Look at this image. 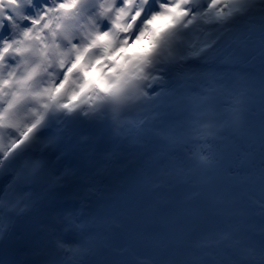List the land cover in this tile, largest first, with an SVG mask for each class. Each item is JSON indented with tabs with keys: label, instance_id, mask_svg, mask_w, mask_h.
<instances>
[{
	"label": "snow or ice",
	"instance_id": "1",
	"mask_svg": "<svg viewBox=\"0 0 264 264\" xmlns=\"http://www.w3.org/2000/svg\"><path fill=\"white\" fill-rule=\"evenodd\" d=\"M159 20L169 23L152 27ZM251 21L264 57V0H0V240L35 207L27 193L45 174L56 186L69 180L71 170L53 171V157L61 159L58 145L75 126L114 142L148 132L169 144L191 143L188 164H172L174 172L165 175L210 167L205 145L222 130L244 126L247 97L242 81L229 80L212 65L225 45L253 39L252 31L238 27ZM145 39L147 50L127 54ZM261 150L254 202L264 214V129ZM105 171L102 166L95 175ZM144 182L153 190L171 183L164 175L145 176ZM98 191L88 185L86 199ZM68 232L72 240L53 234L50 241L59 264H84L93 239L71 219ZM222 245L233 254L230 264H264V240L256 245L243 233L220 230L179 240L189 254L211 255ZM133 264L153 261L134 255Z\"/></svg>",
	"mask_w": 264,
	"mask_h": 264
},
{
	"label": "bare ground",
	"instance_id": "2",
	"mask_svg": "<svg viewBox=\"0 0 264 264\" xmlns=\"http://www.w3.org/2000/svg\"><path fill=\"white\" fill-rule=\"evenodd\" d=\"M255 23L256 22L254 21L253 24H255ZM251 25H248L246 28L240 29V30L241 31H244V32L250 31ZM252 35H253V39L256 38V37L259 38V34H254V32H252ZM224 48H225V46H224ZM226 49H227V47L225 48V50ZM256 64L258 66H260V65H263L264 66V57L258 56L256 58ZM256 76L261 77L262 76V72L260 74L258 72L256 74ZM263 76H264V74H263ZM241 78L244 79L245 82L247 81V77L245 75H242ZM238 80H240V78ZM259 80L260 79H258L256 81H259ZM256 86H257V90H258L259 95L262 96L261 97V101L264 102V89H262V87H261V81L260 82H257L256 83ZM261 131H262V128L260 129L259 133H261ZM114 151L116 153H118V155L120 157H123L125 155L124 148H120V149L115 148ZM232 152H233V149L226 150L225 151V154L222 156V158H224L225 160H232V161H234L238 165V161L236 160V157H235L234 154H232ZM111 164H112V162L111 163H107L105 165L106 166V171L104 173H107V172L110 173V172H112V170H111ZM96 171H97V168H93V170L91 171L93 173V177L97 176V175H95ZM223 177L225 178L224 180H222L223 185H228V186L231 185L228 182V180H226V178H227L226 175H223ZM253 180H255V179H253ZM249 182H250L249 179L239 180L237 182V187H235V186L234 187L231 186V187L234 188V189L245 188V186H244L243 183H249ZM78 203H81V202H78ZM198 209L199 210H202V205L198 206ZM19 226L20 227H23V230H24L23 234H25L24 238H25V241L27 242V247L31 250V252H34L37 255H40L38 257V259H40V260H47L49 263H52V264H59V257L56 254V252H55L54 248L52 247V244H51V242L49 241V238H48V236L51 235V231H47V232L42 231V232H40L37 235H33L32 232L30 231V229L33 228L32 225H30V224L27 225L26 222H24V223H21ZM64 227H66V226H64ZM147 231L148 232H151V233L156 232V233H163V234H166L168 232V230H166V229H164L162 227H159V228L152 227V228H150V230H147ZM164 237L165 236H162L161 238H164ZM47 242H48V244H47ZM160 242H161V245H163L164 247L167 246L165 239H161ZM93 244H99V243L93 242ZM178 249L180 250L179 247H177L176 249L173 250V253L175 255L179 252ZM161 255H162V253L157 252V253H155L153 255V257L155 259H159V257ZM178 257L181 258L182 255L179 254ZM179 258L177 260H182V259H179ZM24 259L27 260V261H29V260L32 259V256L29 255V254H24ZM118 263L119 264L120 263L121 264H124L123 262H116L114 260H111L109 258H106V264H118Z\"/></svg>",
	"mask_w": 264,
	"mask_h": 264
}]
</instances>
